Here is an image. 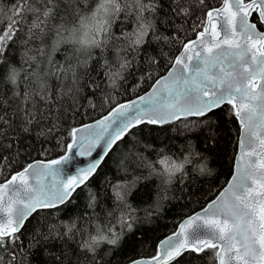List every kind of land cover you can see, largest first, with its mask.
Listing matches in <instances>:
<instances>
[{
  "label": "snow or ice",
  "instance_id": "6c2138e0",
  "mask_svg": "<svg viewBox=\"0 0 264 264\" xmlns=\"http://www.w3.org/2000/svg\"><path fill=\"white\" fill-rule=\"evenodd\" d=\"M165 3L174 17L191 15L188 0H0V264H30L38 246L47 256L45 264H103L101 245L118 246L138 222L129 200L136 186L155 177L157 194L166 199L177 175H187L185 165L199 153L179 161L163 151L155 160L139 157L137 171L146 169L147 175L111 184L115 206L104 218L95 213L97 198L89 191L93 214L87 219L84 214L52 223L51 215L44 216L27 246L22 230L34 214L71 204L77 189L87 187L110 152L139 126L205 118L222 105L230 106L240 125L230 180L179 231L159 240L153 255L129 258L126 264H174L186 253L199 257L206 251L214 264H264V0H220L219 7L197 0L203 14L191 25L194 38L181 42L162 73L141 76L135 85L152 80L149 91L126 102L103 95L107 113L72 127L63 155L6 173L12 158L5 153L14 148L13 137L52 118L66 99L74 103L84 88L93 95L102 91L101 83L115 89L132 64L131 54L151 40L169 39L155 35ZM129 22L131 31H114ZM17 41L25 46L19 67L6 56ZM62 48L73 52L63 63L55 59ZM149 62L155 64V58ZM97 65L101 83L91 76ZM88 106L97 108L91 99ZM97 148L86 167L74 174L66 170L73 155L91 157ZM198 171L205 174V166Z\"/></svg>",
  "mask_w": 264,
  "mask_h": 264
},
{
  "label": "trees",
  "instance_id": "16d2710c",
  "mask_svg": "<svg viewBox=\"0 0 264 264\" xmlns=\"http://www.w3.org/2000/svg\"><path fill=\"white\" fill-rule=\"evenodd\" d=\"M9 2L10 0H4L5 4ZM209 3L215 7L220 4V0H209ZM188 6L191 15L174 17L165 3L156 19L155 35L166 36L169 39L151 40L138 52L131 54L129 59L132 60V64L115 89L101 83L97 75L100 71L97 65L91 76L101 83L102 91H96L93 95L91 89L84 88L74 103L71 99H66L62 110L59 112L53 110L52 118L39 126H33L29 133L21 135L18 139L13 137L15 146L11 152L5 153L12 158L11 166L6 169V173L13 169L19 170L21 165L34 159H52L63 154L65 144L70 142L69 132L72 127L94 120L107 112V107L102 106L103 95L110 94L118 101H122L147 90L153 81L146 80L140 87H135L140 77L149 73L153 76L162 73L169 58L180 48L181 42L193 37L191 25L203 13L197 0H188ZM252 20L256 21L255 14ZM120 27H126L131 31L132 24L129 22L118 25L114 27V31L119 33ZM258 27L260 28L259 25ZM24 51L25 46L17 41L6 56L10 63L19 67ZM72 55L70 48H62L55 59L63 63L67 56ZM149 58H155L156 63H150ZM81 83L85 81L82 80ZM89 99L97 105L95 110L88 106ZM57 115H59L58 120L55 119ZM50 128L52 131H48ZM239 128L240 125L231 113L229 105H222L205 118L191 117L169 124L139 126L134 130L133 136L126 137L118 148L110 152L105 162L90 178L87 187L81 186L77 189L71 204L52 210L51 214L48 212H42L39 216L34 214L22 230L24 234L21 240L27 246L34 228L38 226V220H42L44 216L51 215L49 222L52 223L57 220L76 219L84 214H87L84 216L87 219L88 215L93 214V209L88 207L89 191L95 193L97 198L95 213L104 218L107 211L115 206L110 185L121 180L130 181L133 175H147L146 169L141 168L137 171L141 156L147 160H155L160 151H163L179 161L190 152L199 153L190 157L193 163L185 165L187 175L183 177L177 175V179L166 191V199H162L157 194L158 179L153 177L150 180H142L129 197L138 218L133 232L125 231L118 246L104 244L98 250V255L103 256V264H123L129 258L151 256L160 239L173 232L182 218L202 208L206 201L213 198L226 184L233 171ZM122 160L123 164H121ZM3 163L9 164V161ZM201 165L206 168L205 174L198 171ZM149 211L152 212L151 215L148 214ZM116 215L118 216L119 213L117 212ZM112 223L119 232V224H115L114 220ZM78 226L81 225L78 223ZM68 246L75 247V243H70ZM41 251L39 246L33 249V255L28 257L30 264H45L47 256L41 255ZM211 256L210 251L200 254L199 257L186 253L174 264H214Z\"/></svg>",
  "mask_w": 264,
  "mask_h": 264
},
{
  "label": "water",
  "instance_id": "95a60500",
  "mask_svg": "<svg viewBox=\"0 0 264 264\" xmlns=\"http://www.w3.org/2000/svg\"><path fill=\"white\" fill-rule=\"evenodd\" d=\"M219 6H221V4H219L218 6H215V7H219ZM252 21H253V20H252ZM253 22H254V21H253ZM258 28H259V27H258ZM260 31H264V28H260ZM193 38H194V37H193ZM149 90H150V89L148 88L147 90H145L144 92H142V93L139 94V95H144L145 92H146V91H149ZM137 96H138V95H137ZM137 96H134V97L129 98V99H136ZM129 99L122 100V101H120V102H126V101L129 100ZM106 113H107V112H105L104 114H106ZM104 114H103V115H104ZM101 116H102V115H101ZM101 116H99L98 118H100ZM98 118H96V119H98ZM94 120H95V119H94ZM92 121H93V120L88 121V122H85V123H83V124L91 123ZM80 125H81V124H80ZM80 125L75 126V127H79ZM239 131H240V128H239ZM236 151H237V150H236ZM99 152H100V149L97 148V149L93 152V154H92L91 157H89V156L73 155L72 160H71V161L67 164V166H66V170H67L70 174H74L77 168H79V167H86V166H87V165H88L93 159H95V158L97 157V155H98ZM63 154H64V153H63ZM63 154H61V155H63ZM235 154H236V153H235ZM61 155H59V156H61ZM59 156H57V157H55V158H58ZM52 159H53V158H52ZM34 160H48V159H34ZM32 161H33V160H32ZM30 162H31V161H30ZM233 171H234V164H233ZM233 171H232V173H233ZM231 175H232V174H231ZM230 178H231V176L229 177L228 180H230ZM224 186H226V184H225ZM224 186H223V187H224ZM223 187H222V188H223ZM222 188H221L220 190H222ZM220 190H219V191H220ZM219 191L217 192L216 195L219 194ZM216 195H215V196H216ZM215 196H214L213 198H211V199H214ZM211 199H210V200H211ZM204 206H205V205H204ZM201 209H202V208H200V209H198V210H196V211L190 213L189 215L185 216L184 218H182V219L180 220V222L178 223L176 229H175L173 232L169 233L168 235L164 236L162 239H164L165 237H167V236L173 234V233L176 232V231H179V225H180L185 219H187L188 216L194 214L195 212H199V211H201ZM160 240H161V239H160ZM157 244H158V243H157ZM156 247H157V246H156ZM152 255H153V254H152ZM139 257H150V256H139ZM123 264H126V262L123 263Z\"/></svg>",
  "mask_w": 264,
  "mask_h": 264
}]
</instances>
